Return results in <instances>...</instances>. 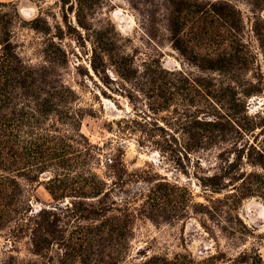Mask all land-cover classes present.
Segmentation results:
<instances>
[{"label":"rangeland","instance_id":"obj_1","mask_svg":"<svg viewBox=\"0 0 264 264\" xmlns=\"http://www.w3.org/2000/svg\"><path fill=\"white\" fill-rule=\"evenodd\" d=\"M0 264H264V0H0Z\"/></svg>","mask_w":264,"mask_h":264}]
</instances>
